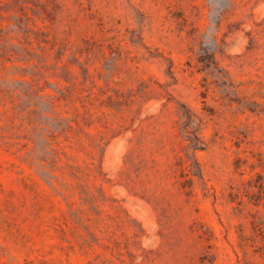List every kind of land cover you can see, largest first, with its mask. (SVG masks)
Wrapping results in <instances>:
<instances>
[{
    "label": "rangeland",
    "instance_id": "obj_1",
    "mask_svg": "<svg viewBox=\"0 0 264 264\" xmlns=\"http://www.w3.org/2000/svg\"><path fill=\"white\" fill-rule=\"evenodd\" d=\"M0 264H264V0H0Z\"/></svg>",
    "mask_w": 264,
    "mask_h": 264
}]
</instances>
